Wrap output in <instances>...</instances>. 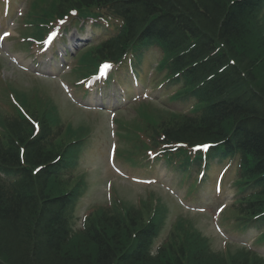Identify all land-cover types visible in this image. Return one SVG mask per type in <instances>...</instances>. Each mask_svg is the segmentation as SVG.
<instances>
[{
  "label": "trees",
  "instance_id": "trees-1",
  "mask_svg": "<svg viewBox=\"0 0 264 264\" xmlns=\"http://www.w3.org/2000/svg\"><path fill=\"white\" fill-rule=\"evenodd\" d=\"M96 1L115 5L128 32L155 18L153 27L172 58V69L184 75L202 101L197 118L167 122L163 117L157 125L153 115L168 113H145L146 130L189 147L219 144L210 155H238V184L247 194L236 206L238 218L251 222L259 215L256 222L264 226V27L257 15L263 0H60L48 2L43 13L52 17ZM5 123L10 141L0 142V169L14 171L19 179L5 182L0 176V264H210L219 255L205 237L200 236L206 244L190 246L174 231L152 255L162 223L158 207L143 221L139 211H120L114 203L100 208L82 233L71 236L67 209L74 192L55 175L54 162L64 146L55 145L58 132L50 126V116L46 111L30 121ZM74 239L86 247L78 249ZM245 253L264 264V258Z\"/></svg>",
  "mask_w": 264,
  "mask_h": 264
},
{
  "label": "rangeland",
  "instance_id": "rangeland-1",
  "mask_svg": "<svg viewBox=\"0 0 264 264\" xmlns=\"http://www.w3.org/2000/svg\"><path fill=\"white\" fill-rule=\"evenodd\" d=\"M253 34V38L251 39L255 43L257 42V34L256 32ZM10 64L11 63L8 61L9 66L6 72L8 74V78H11L14 72L16 86L22 88L27 86L28 83L29 86H36L35 88H28V90L25 92L23 90L17 91L20 102L22 105H24L28 113L37 116L43 112L51 111L54 106V99L55 103L59 105L62 119L66 122H71V126L69 125L63 130V133L60 135L61 137L56 141L55 145L64 146L66 142L73 141L76 138L82 136L84 130L81 126V121H87L89 124H92L96 130V137L91 142V146L94 148V150L90 154H87V156L82 157L81 166H79V169L86 174L88 187L87 192L78 202V207L74 212L73 221L75 219L74 225L76 228L81 226V220L90 206L108 202V193L110 191L109 184L111 182L112 188L114 190L113 201L116 202L117 207L115 208L120 211H139L144 217H142L143 221H145V218L151 217V214L156 211V207L158 205L164 209L165 206L168 208L169 212L167 215V227L164 230L160 240H163L168 235V230L171 229L177 220L181 218L178 226L175 229L176 237L190 246L199 247L201 246L200 242H205L204 239L200 238V236L205 238L208 237V242H210L211 245L209 246V249L219 254L218 256H213L212 262L210 264H244L243 261L245 257L248 259V264H257L256 262H259L254 258L253 255H247L245 253L246 251L244 252L243 249L237 246L235 247L233 245L226 244L228 235L224 234V230H226V232L229 234L227 226L225 224L221 225L222 221H219L218 224L220 227H218V225L215 224V219H213V213L216 207L220 205L224 199H226L228 204H230L234 197L236 190L234 186L231 187L229 184L235 176L233 169L230 171L229 176H227V182L224 184L221 198L217 197L214 188V190H211L207 194V196L211 197V200L207 204H205L206 198L199 201L200 204H204V206L207 208L206 212L201 211L198 214L194 212L197 211L196 209H193L194 211L186 210L179 205L177 198L172 196L167 188H163L162 186V184L171 186L170 179L172 180L173 176H171L169 171L162 168L159 175L155 176L158 179V182L147 185L145 183L141 184L132 177L136 174L137 175L134 176L135 178H138L137 176L143 177L144 175H147L145 170L137 171L136 167L131 165L125 159L126 156L122 154L118 155L117 157V165L123 169L128 177H120L110 166H108L106 157L110 142L108 115L100 112L95 113L90 110L85 112L81 111L72 102H70L67 94L62 91L63 89L60 88L59 81L57 79L45 80L42 78H37L30 73L22 74V71L14 70ZM39 80L42 82L39 83ZM156 92L157 90L153 92V95ZM135 114L136 113L134 109L129 107L125 109L124 112L119 113L117 118L120 117L121 119L130 120V118H132ZM153 116L155 117L157 125L162 124L160 122L163 120L169 122V119L172 120L174 117H179L177 115L173 116L165 113H160L159 115L157 114ZM163 117L168 119L161 120ZM121 145L124 148L127 146L123 143ZM159 169L160 167L158 166L156 170ZM220 169L221 168L215 169V175L212 177V181L216 180L218 175L217 173L220 171ZM70 186L71 184L63 187L66 189ZM63 187H60V190H62ZM172 187L185 192L182 187H179L175 183H173ZM56 189H59V187ZM96 214H101V212L98 211ZM247 239L249 238L244 237V240ZM74 241L76 245L75 247L78 249H80V246H82L83 249L86 247V245L82 243L81 239H74Z\"/></svg>",
  "mask_w": 264,
  "mask_h": 264
},
{
  "label": "snow or ice",
  "instance_id": "snow-or-ice-1",
  "mask_svg": "<svg viewBox=\"0 0 264 264\" xmlns=\"http://www.w3.org/2000/svg\"><path fill=\"white\" fill-rule=\"evenodd\" d=\"M104 67L109 68V67H111V65L106 64ZM204 147H207V146L205 145Z\"/></svg>",
  "mask_w": 264,
  "mask_h": 264
}]
</instances>
